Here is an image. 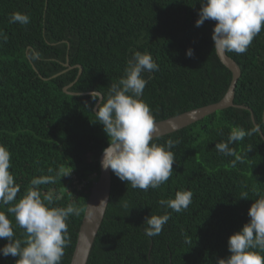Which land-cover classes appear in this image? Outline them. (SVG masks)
<instances>
[{"label": "trees", "instance_id": "16d2710c", "mask_svg": "<svg viewBox=\"0 0 264 264\" xmlns=\"http://www.w3.org/2000/svg\"><path fill=\"white\" fill-rule=\"evenodd\" d=\"M199 8V0H0V145L11 154L18 198L32 178L53 175L56 182L39 186L42 193L52 192L55 206L81 209L67 219L70 239L61 264L70 263L99 156L108 145L102 126L93 122L96 102L89 92L107 94L140 51L159 67L142 74V99L155 121L225 94L231 72L213 48L215 22L196 27ZM17 12L27 14L29 23L12 22ZM226 53L241 71L234 103L251 112L229 106L159 136V144L178 143L172 176L157 189H133L111 171L109 201L86 264H216L217 257L230 255L229 235L248 222L249 206L264 193V138L257 132L230 145L242 156L236 167L230 164L234 157L219 153L215 144L226 142L233 126L264 131V29L245 53ZM75 65L81 66L76 81ZM178 190L193 193L186 211L158 204ZM124 201L131 206L128 214ZM0 211L6 208L0 205ZM165 212L170 219L162 233L147 237L144 217ZM9 219L22 238L23 229ZM6 242L0 238V247ZM15 259L0 255V264Z\"/></svg>", "mask_w": 264, "mask_h": 264}, {"label": "clouds", "instance_id": "9594fccd", "mask_svg": "<svg viewBox=\"0 0 264 264\" xmlns=\"http://www.w3.org/2000/svg\"><path fill=\"white\" fill-rule=\"evenodd\" d=\"M199 3L195 25L200 27L209 20L215 22L211 39L218 53H245L264 29V0H199ZM11 21L23 25L29 23V17L17 12L12 14ZM186 56L192 58L194 51L188 48ZM158 70L151 54L135 51L118 81L110 83L107 94L97 90L89 92L96 102L93 122L102 126L108 138V145L102 150L101 168L110 169L131 188L144 191L159 188L172 176L175 162L172 149L178 143L172 139L164 144L156 142L159 129L150 107L142 99L147 84L142 74ZM257 132L264 133L259 125L248 131L233 126L227 141L216 143L215 148L224 156L234 157L230 164L236 167L242 156L230 145ZM10 161L9 150L0 145V205L6 208L0 211V238L7 241L0 247V255L16 258L15 264H61L70 239L67 219L70 215L79 216L81 209L72 203L66 207L55 206L54 194L42 193L39 186L54 184L53 175L32 178L30 186L18 198L20 186L9 171ZM70 171L62 175L67 176ZM256 195L248 208V222L228 237L230 255L217 257L216 264H264V193ZM192 197L191 190H178L173 198L160 199L158 204L179 213L188 209ZM241 197L247 198V195ZM106 202L102 199L99 205ZM121 207L126 214L131 208L126 201ZM9 214L23 229L22 238L15 236ZM169 219L166 212L145 216V235L149 238L160 235Z\"/></svg>", "mask_w": 264, "mask_h": 264}, {"label": "water", "instance_id": "95a60500", "mask_svg": "<svg viewBox=\"0 0 264 264\" xmlns=\"http://www.w3.org/2000/svg\"><path fill=\"white\" fill-rule=\"evenodd\" d=\"M215 52L220 62L231 72V80L225 94L217 102L197 107L182 112L180 114L165 118L163 120L156 121V125L159 129V136L181 129L193 122L202 119L206 115H209L217 110H221L229 106L243 108L251 112V109L248 106L234 103L236 81L241 74L240 67L234 59L227 55L226 52L218 53L216 50ZM65 65L68 66V63H66ZM74 67L78 68V73L74 80L76 81L81 73V66L75 65ZM63 90L65 92H69L67 91V86L63 87ZM95 110L96 103L93 108V111ZM251 118L254 122V117L252 113ZM260 135L262 138H264L262 134ZM101 158L102 152L99 156V175L98 178L92 183L91 187L89 188V194L87 197L83 217L81 219V223L77 233L76 244L69 264H86L90 249L103 220L106 206L109 201L111 189V170H103L101 168ZM102 199H106L107 202L101 203L99 205Z\"/></svg>", "mask_w": 264, "mask_h": 264}]
</instances>
